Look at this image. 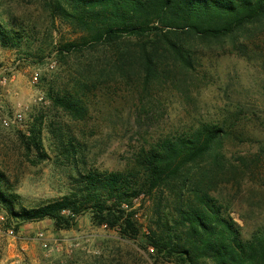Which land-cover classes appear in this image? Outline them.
Returning a JSON list of instances; mask_svg holds the SVG:
<instances>
[{"label":"rangeland","instance_id":"1","mask_svg":"<svg viewBox=\"0 0 264 264\" xmlns=\"http://www.w3.org/2000/svg\"><path fill=\"white\" fill-rule=\"evenodd\" d=\"M0 14L15 18L17 30L25 27L33 34L30 50L27 38L15 47L0 44V170L20 204L38 208L62 198L77 176L61 158L51 130L62 127L73 133L81 145L75 163L81 172H114L132 168L141 148L162 136L206 123L228 124L235 126V137L221 148L229 164L217 179L218 198L232 209L245 239L264 231V27L248 28L235 46L227 41L198 48L195 71L175 73L173 85H157L150 93H143L137 79L103 80L91 94L88 116L79 121L55 108L48 90L55 81L67 82L77 62L61 61L60 46L82 35L54 22L44 0H0ZM17 114L23 115L20 123L13 122ZM37 118L44 123L43 151L28 154L25 138ZM3 120L11 124L5 126ZM156 206L155 196L135 200L141 224H151ZM4 219L0 208V264H158L143 249L144 238L124 240L117 231L94 224L91 214L81 216L71 230H57L45 220L13 233Z\"/></svg>","mask_w":264,"mask_h":264},{"label":"trees","instance_id":"2","mask_svg":"<svg viewBox=\"0 0 264 264\" xmlns=\"http://www.w3.org/2000/svg\"><path fill=\"white\" fill-rule=\"evenodd\" d=\"M44 7L54 22L82 35L60 46L61 61L77 62L67 82L55 81L48 90L51 104L79 121L88 116L91 94L103 80L137 79L143 93H150L157 85H173L175 73L195 71L198 48L227 41L235 46L248 28L264 27V0H44ZM16 24L0 14V44L15 47L27 38L30 50L33 34ZM43 126L37 118L24 137L28 154L43 151ZM235 129L206 123L162 136L141 148L132 168L114 172H81L75 164L81 145L73 133L51 130L61 158L77 173L70 192L29 209L0 170L6 225L18 233L27 223L51 220L57 230H71L91 214L94 224L124 240L144 238L143 249L158 264H264V231L245 239L232 209L218 198L217 179L229 164L221 148ZM154 196L157 210L145 226L134 202Z\"/></svg>","mask_w":264,"mask_h":264},{"label":"built area","instance_id":"3","mask_svg":"<svg viewBox=\"0 0 264 264\" xmlns=\"http://www.w3.org/2000/svg\"><path fill=\"white\" fill-rule=\"evenodd\" d=\"M33 81L35 83L38 82V77L37 75L33 78ZM23 121V115L22 114H17L15 117H14V121L13 122H17V123H20ZM3 123L5 126H9L11 124V122L7 121V120H3ZM39 240L42 242L43 244V247L48 250L49 252L52 251V248L49 246L44 234H39ZM151 252H153V249H150Z\"/></svg>","mask_w":264,"mask_h":264}]
</instances>
